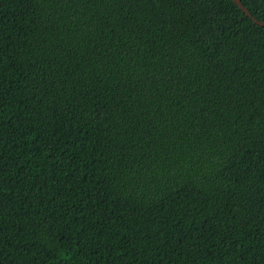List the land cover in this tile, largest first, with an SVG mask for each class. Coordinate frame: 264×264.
<instances>
[{
	"label": "trees",
	"instance_id": "trees-1",
	"mask_svg": "<svg viewBox=\"0 0 264 264\" xmlns=\"http://www.w3.org/2000/svg\"><path fill=\"white\" fill-rule=\"evenodd\" d=\"M0 264H264V27L0 0Z\"/></svg>",
	"mask_w": 264,
	"mask_h": 264
},
{
	"label": "water",
	"instance_id": "water-1",
	"mask_svg": "<svg viewBox=\"0 0 264 264\" xmlns=\"http://www.w3.org/2000/svg\"><path fill=\"white\" fill-rule=\"evenodd\" d=\"M233 2L245 13V15L250 18L255 24L260 27H264V21H258L252 17L249 11L242 5L241 0H233Z\"/></svg>",
	"mask_w": 264,
	"mask_h": 264
}]
</instances>
